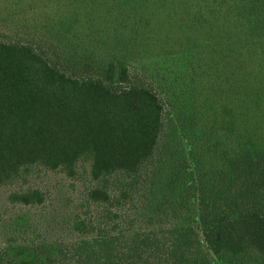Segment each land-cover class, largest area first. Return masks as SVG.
Masks as SVG:
<instances>
[{
    "label": "trees",
    "instance_id": "obj_1",
    "mask_svg": "<svg viewBox=\"0 0 264 264\" xmlns=\"http://www.w3.org/2000/svg\"><path fill=\"white\" fill-rule=\"evenodd\" d=\"M97 1L110 2L116 12L114 34L103 41L92 37L95 27H89V40H81L83 25L75 13L60 18L50 36L26 31L14 40L0 37V187L36 167L74 179L79 162L90 165L91 186L67 213L68 241L49 242L42 248L44 258L31 264L264 259V156L235 163L233 174L242 171L244 182L230 195V206L207 200L184 158L171 110L142 74L130 72L145 0ZM246 7L256 13L247 24L249 32H263L264 0ZM96 21L99 26L104 19ZM223 39L228 46L230 37ZM176 125L183 127L179 120ZM140 193L152 200L157 221L129 215ZM171 197L174 216L185 217L175 225L159 218L167 217ZM8 200L39 206L45 196L27 189L12 192Z\"/></svg>",
    "mask_w": 264,
    "mask_h": 264
},
{
    "label": "rangeland",
    "instance_id": "obj_2",
    "mask_svg": "<svg viewBox=\"0 0 264 264\" xmlns=\"http://www.w3.org/2000/svg\"><path fill=\"white\" fill-rule=\"evenodd\" d=\"M255 1L145 0L137 27V50L131 59L130 72L142 74L159 93L165 109L171 110L178 142L198 188L207 200L229 206L233 202L230 195L244 182L242 171L240 176L233 174L235 163L264 156V31L249 32L247 25L256 13L246 6ZM105 3L0 0V37L14 40L26 31L50 36L60 18L75 13L78 25H83L78 30L81 40H89L95 27L98 31L94 28L92 37L103 41L114 34L113 25H117L112 20L113 6ZM96 17L104 19L99 26ZM249 34L262 38L252 39ZM226 36L230 37L228 46ZM103 49L97 48L98 52ZM177 120L183 127L176 125ZM89 171L88 162H79L72 179L61 171L36 167L0 187V263L13 259L31 264L37 257L44 258L42 248L49 242L68 241L67 213L82 202L91 186ZM27 189L41 191L44 203L24 206L8 200L12 192ZM150 201L138 194L129 215L138 213L141 218L148 216L149 222L157 221ZM170 201L168 218H159L175 225L185 217L174 216L171 208L176 199ZM243 263L264 264V259L252 255Z\"/></svg>",
    "mask_w": 264,
    "mask_h": 264
}]
</instances>
